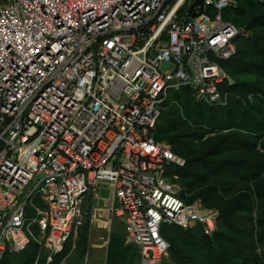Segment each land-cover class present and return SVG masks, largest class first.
<instances>
[{
  "label": "built area",
  "instance_id": "1",
  "mask_svg": "<svg viewBox=\"0 0 264 264\" xmlns=\"http://www.w3.org/2000/svg\"><path fill=\"white\" fill-rule=\"evenodd\" d=\"M169 1L0 0V261L35 241L34 264L43 251L52 264L101 185L114 205L95 207L92 223L118 218L139 264L168 258L165 226L218 230L219 211L187 201L171 174L186 160L156 135L171 90L228 106L234 94L222 85L236 82L221 63L248 33L223 19L238 0H203L198 17L181 15L188 0ZM256 253L264 264L258 242Z\"/></svg>",
  "mask_w": 264,
  "mask_h": 264
},
{
  "label": "trees",
  "instance_id": "2",
  "mask_svg": "<svg viewBox=\"0 0 264 264\" xmlns=\"http://www.w3.org/2000/svg\"><path fill=\"white\" fill-rule=\"evenodd\" d=\"M187 10L183 8L181 15ZM235 11L238 18L234 23L249 36L238 39L237 55L224 62L228 66L221 63L236 82L222 87L234 97L226 107H210L198 103L192 91L183 88L176 92L177 105L167 106L163 112L156 135L186 160L184 167L176 168L179 181L175 182L192 191L198 183L216 180L196 192L191 201L201 200L203 206L217 208L218 230L209 237L201 226L184 229L171 225L167 227L172 228L170 235L164 228L170 250L163 264H260L256 245H264V1L238 0ZM249 94L255 97L250 100ZM256 200L262 201L260 207ZM88 229L87 221L78 232L81 254L88 248ZM125 241L117 231L111 234L106 264L139 262L138 248L131 244L133 253ZM30 246L19 254H7L0 264H34L38 249L33 243ZM68 251L65 245L52 264H60ZM46 257H40L38 264H46Z\"/></svg>",
  "mask_w": 264,
  "mask_h": 264
},
{
  "label": "rangeland",
  "instance_id": "3",
  "mask_svg": "<svg viewBox=\"0 0 264 264\" xmlns=\"http://www.w3.org/2000/svg\"><path fill=\"white\" fill-rule=\"evenodd\" d=\"M176 0H170L169 4L173 5L175 3ZM195 0H188V3L183 7V8H188L189 5L191 3H193ZM236 8H228L225 9L222 12L223 15V19L226 21H231L234 22L237 18H238V14L235 11ZM210 14L212 15V17L217 13V10H215L214 8H210ZM249 34L245 35V37H248ZM243 37V36H242ZM241 38V37H239ZM238 38V39H239ZM238 39L235 41V45L238 48ZM223 63V66H228V63ZM222 65V64H221ZM165 70H169L171 68L170 65H166L163 67ZM177 97H176V92L174 91H170L168 94V99L167 101L164 103V106H172L174 104L177 105ZM174 102V103H173ZM174 107V106H173ZM171 169V174L175 175L174 173H176V167L174 166H170ZM177 176V175H176ZM178 181H179V177H178ZM216 182L215 179H211L209 178V180L204 183H198L196 185V187L194 188V190L192 191H188V188L183 186L180 182H176L178 183V185L182 188V195L183 197L187 200V201H191L192 197H194V195L196 194V192H199V190L204 189L210 185H213ZM224 182V181H223ZM242 188V187H241ZM240 188L237 186V190H239ZM100 198L98 200L95 201V205L98 207H103V208H112L113 206V198H114V194L111 191L110 186L107 185H101L100 186ZM232 196H234L233 194L230 197H226L224 198V203H227L231 198H233ZM93 192L89 193L88 195V208H90L93 204ZM201 201V200H200ZM256 203H258L256 201ZM34 205L39 206L40 205V201L38 198H36L33 202ZM259 207L262 204V201H260L259 203ZM257 204V205H258ZM209 205H214V203L211 202V204L209 203ZM209 207V206H207ZM217 210V208H216ZM92 208H90L88 210V218H90L88 220L89 222V229L87 232V240H88V248L87 251L83 254H81L79 252V250L77 249V243L79 241V235H77V237H73L70 238L68 241V244H66V248L69 249L68 254L65 256L66 258V264H106V257H107V248H108V243H109V239L111 237V234L113 232H118L119 234H121L122 236H124L125 238V246L127 248L131 247V243L128 242L127 236H126V232L124 229V224L120 222V220L118 218H116L115 216L112 217L110 220L111 223H107L104 222L107 219V213H101V218L100 221L98 219V216L96 217V221L93 223V225L91 226V222H92ZM258 208L256 209L254 216L258 215ZM27 214H28V218L30 220L36 218V213H35V209L34 207H32V205L30 203L27 204ZM108 220V219H107ZM99 221V222H98ZM168 226H165V228H167ZM32 231L34 232V234L36 236H38L39 231L37 229V226H33L32 227ZM166 233L167 235H170L172 233V228H167L166 229ZM33 244L37 245V247H34L35 249H38V253H39V245L35 242L32 241ZM261 246H264L262 243H260ZM257 246V245H256ZM28 249L33 250V247L30 246ZM134 248H130V251H133ZM134 253V251H133ZM44 254H47L46 251H43L42 256ZM140 259V256H138V260ZM128 260L132 261L131 257L128 258ZM137 260V261H138ZM134 261V260H133ZM136 261V262H137ZM134 264V263H133ZM137 264H139V262H137Z\"/></svg>",
  "mask_w": 264,
  "mask_h": 264
},
{
  "label": "water",
  "instance_id": "4",
  "mask_svg": "<svg viewBox=\"0 0 264 264\" xmlns=\"http://www.w3.org/2000/svg\"><path fill=\"white\" fill-rule=\"evenodd\" d=\"M197 6H200V11L197 13V11H195V8ZM203 11V0H195L192 4L189 5L188 7V14L191 17H198Z\"/></svg>",
  "mask_w": 264,
  "mask_h": 264
},
{
  "label": "crops",
  "instance_id": "5",
  "mask_svg": "<svg viewBox=\"0 0 264 264\" xmlns=\"http://www.w3.org/2000/svg\"><path fill=\"white\" fill-rule=\"evenodd\" d=\"M92 201H93V204H92V206H91L90 208H92V212H93V209H94L95 207H98V206L95 205V201H96V200L93 199ZM88 203H89V201H88ZM88 203H87V210L90 209V208H88ZM113 205H114V199H113ZM112 207H113V206H112ZM98 208H103V207H98ZM103 209H108V208L106 207V208H103ZM109 209H110V208H109ZM92 212H91V213H92ZM103 213H104V212H103ZM88 214H89V213H88ZM111 218H112V216L107 215V219H108V220L106 219V221H104V222H109V223H111V221H112V220H110ZM89 219H90V218H87L86 223H87V221H88ZM86 223H85V224H86ZM92 225H93V223L91 222V226H92Z\"/></svg>",
  "mask_w": 264,
  "mask_h": 264
},
{
  "label": "clouds",
  "instance_id": "6",
  "mask_svg": "<svg viewBox=\"0 0 264 264\" xmlns=\"http://www.w3.org/2000/svg\"><path fill=\"white\" fill-rule=\"evenodd\" d=\"M217 232V231H216ZM19 254V253H18ZM168 258H169V256H168ZM167 259V258H166Z\"/></svg>",
  "mask_w": 264,
  "mask_h": 264
},
{
  "label": "bare ground",
  "instance_id": "7",
  "mask_svg": "<svg viewBox=\"0 0 264 264\" xmlns=\"http://www.w3.org/2000/svg\"><path fill=\"white\" fill-rule=\"evenodd\" d=\"M109 224V222H107Z\"/></svg>",
  "mask_w": 264,
  "mask_h": 264
}]
</instances>
